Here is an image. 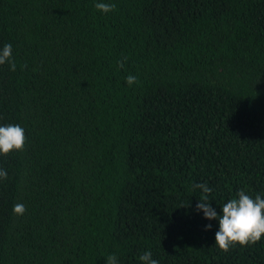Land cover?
Segmentation results:
<instances>
[{
    "label": "trees",
    "instance_id": "16d2710c",
    "mask_svg": "<svg viewBox=\"0 0 264 264\" xmlns=\"http://www.w3.org/2000/svg\"><path fill=\"white\" fill-rule=\"evenodd\" d=\"M5 44L26 140L0 154V264H264V236L215 245L193 188L264 198V0H0Z\"/></svg>",
    "mask_w": 264,
    "mask_h": 264
},
{
    "label": "clouds",
    "instance_id": "9594fccd",
    "mask_svg": "<svg viewBox=\"0 0 264 264\" xmlns=\"http://www.w3.org/2000/svg\"><path fill=\"white\" fill-rule=\"evenodd\" d=\"M97 10L107 14L115 10V4L98 2L95 4ZM13 49L11 44H5L0 49V65L9 64L12 71L16 70L13 59ZM124 62H120V67ZM137 82L135 76L126 77V83L131 86ZM25 131L18 124H8L0 126V154L8 155L13 150L22 151L25 146ZM7 171L0 170V179H7ZM194 189L201 190V197L197 204V210L202 211L204 218L208 220H218L219 230L215 233V245L223 252L229 251L232 247L240 245L246 247L255 245L264 236V198L257 194L253 199L241 189L236 198L228 200L222 204V214H218L208 201V195L212 188L206 183L193 185ZM26 208L23 204L17 203L13 206V213L18 216L24 215ZM207 229L212 228L208 224ZM143 264H158L152 258L151 252H145L139 257ZM107 264H117L115 255L106 258Z\"/></svg>",
    "mask_w": 264,
    "mask_h": 264
}]
</instances>
